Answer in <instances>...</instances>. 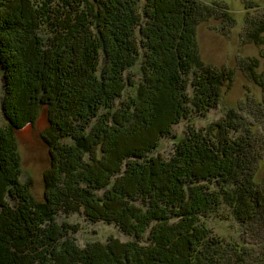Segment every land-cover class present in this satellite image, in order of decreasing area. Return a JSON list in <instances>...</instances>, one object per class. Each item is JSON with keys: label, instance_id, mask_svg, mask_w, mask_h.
Returning a JSON list of instances; mask_svg holds the SVG:
<instances>
[{"label": "trees", "instance_id": "1", "mask_svg": "<svg viewBox=\"0 0 264 264\" xmlns=\"http://www.w3.org/2000/svg\"><path fill=\"white\" fill-rule=\"evenodd\" d=\"M205 2L0 0V264L245 261L246 251L222 244L206 223L223 205L242 224L264 215L248 140L235 136L245 120L231 109L188 130L169 157L152 154L175 125L217 108L233 82L234 71L201 58L198 26L215 7ZM259 22L249 37L256 44ZM138 63L139 84L126 75ZM257 65L250 61L249 76L262 84ZM42 110L51 167L37 204L21 180L16 131ZM61 212L131 239L81 247Z\"/></svg>", "mask_w": 264, "mask_h": 264}, {"label": "rangeland", "instance_id": "2", "mask_svg": "<svg viewBox=\"0 0 264 264\" xmlns=\"http://www.w3.org/2000/svg\"><path fill=\"white\" fill-rule=\"evenodd\" d=\"M207 5L215 6L212 15L204 20L197 30V40L202 60L218 68H228L234 71L233 82L225 87L221 104L212 109L205 117H196L193 123L183 120L174 126L168 137L162 138L157 150L152 154H162L169 157L174 152V144L188 130H203L211 123L226 116L231 109L244 119L235 136L247 138V153L249 160L255 166L254 179L264 189V82L255 83L249 76L248 65L256 60L257 73L264 81V33L263 43L256 44L250 40L254 26L264 22V0H205ZM254 6L253 9L250 6ZM224 6V7H223ZM225 8L230 11V17L236 24L223 15ZM221 10V11H220ZM248 10L250 12H248ZM246 22L244 23V21ZM257 20V21H256ZM256 21V23H254ZM254 24V25H253ZM46 37V33L43 32ZM47 38V37H46ZM132 76L138 84L143 82L141 63L126 73ZM4 83L5 80L3 79ZM4 89L0 92V128L6 124L2 101ZM130 93V87L125 95ZM233 114L232 116H236ZM49 129L47 113L42 110L35 123H27L16 131L18 155L21 161V180L28 183L35 203L45 200V174L51 167L49 145L44 141V135ZM247 136V137H246ZM264 215L259 220L247 224L240 223L233 215L229 206L223 205L217 214L206 220L207 226L222 244L238 246L246 251L245 261L237 262L235 257L223 259L221 264H264ZM60 223L66 222L77 229L71 238L81 247L96 241L107 243L109 238L128 241L131 237L113 224L91 223L82 214L72 213L58 215ZM231 250V247H226ZM232 255V254H231Z\"/></svg>", "mask_w": 264, "mask_h": 264}]
</instances>
